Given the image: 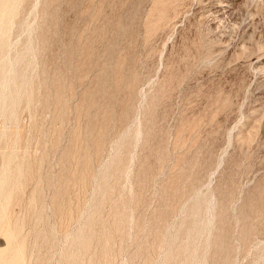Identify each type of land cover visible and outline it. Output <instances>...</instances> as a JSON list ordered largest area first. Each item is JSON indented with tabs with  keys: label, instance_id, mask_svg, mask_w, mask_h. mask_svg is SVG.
<instances>
[{
	"label": "rangeland",
	"instance_id": "374dc122",
	"mask_svg": "<svg viewBox=\"0 0 264 264\" xmlns=\"http://www.w3.org/2000/svg\"><path fill=\"white\" fill-rule=\"evenodd\" d=\"M239 1L15 0L0 262L264 264V0Z\"/></svg>",
	"mask_w": 264,
	"mask_h": 264
},
{
	"label": "bare ground",
	"instance_id": "6f19581e",
	"mask_svg": "<svg viewBox=\"0 0 264 264\" xmlns=\"http://www.w3.org/2000/svg\"><path fill=\"white\" fill-rule=\"evenodd\" d=\"M240 2L239 0H217L215 5L216 11L219 13H229L233 11ZM14 4L15 0H0V23L3 20V16H5L6 19L11 16ZM8 20H11V18ZM0 31H3V28H0ZM6 82L7 81L0 82V118L5 114L7 117H10V115L12 116L14 108L22 101L28 102L30 97V94L26 95L21 91V83L18 82L19 84L15 91H9L6 88ZM24 95L25 97H22ZM1 135H5V131L1 130L0 137ZM17 161L16 156L11 151L2 155V163L0 164V226L4 224L3 220L5 218L4 216H6L5 211L8 202L12 200L14 193L20 189L21 182L27 177L26 175H28L26 171L28 170L27 166L24 167L20 161ZM14 255L16 257L18 256V258H12L14 262L10 264H19V254L15 253ZM0 264L6 263L0 262Z\"/></svg>",
	"mask_w": 264,
	"mask_h": 264
}]
</instances>
